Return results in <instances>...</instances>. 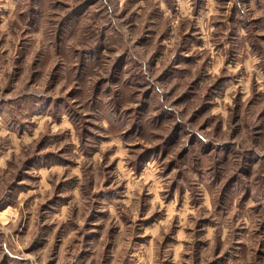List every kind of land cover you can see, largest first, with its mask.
<instances>
[{
  "label": "clouds",
  "instance_id": "clouds-1",
  "mask_svg": "<svg viewBox=\"0 0 264 264\" xmlns=\"http://www.w3.org/2000/svg\"><path fill=\"white\" fill-rule=\"evenodd\" d=\"M0 264H264V0H0Z\"/></svg>",
  "mask_w": 264,
  "mask_h": 264
}]
</instances>
